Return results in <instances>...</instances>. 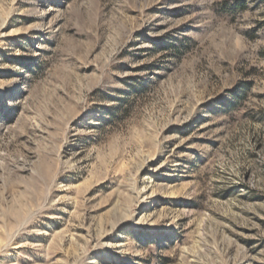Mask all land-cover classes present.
I'll use <instances>...</instances> for the list:
<instances>
[{
	"label": "rangeland",
	"instance_id": "374dc122",
	"mask_svg": "<svg viewBox=\"0 0 264 264\" xmlns=\"http://www.w3.org/2000/svg\"><path fill=\"white\" fill-rule=\"evenodd\" d=\"M0 264H264V0H0Z\"/></svg>",
	"mask_w": 264,
	"mask_h": 264
},
{
	"label": "bare ground",
	"instance_id": "6f19581e",
	"mask_svg": "<svg viewBox=\"0 0 264 264\" xmlns=\"http://www.w3.org/2000/svg\"><path fill=\"white\" fill-rule=\"evenodd\" d=\"M153 194H154V193H153ZM153 194H152V195H153Z\"/></svg>",
	"mask_w": 264,
	"mask_h": 264
}]
</instances>
